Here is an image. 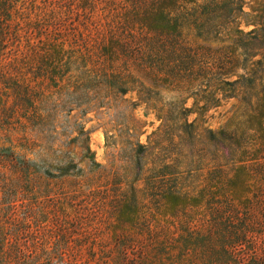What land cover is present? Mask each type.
Returning <instances> with one entry per match:
<instances>
[{
  "label": "rangeland",
  "instance_id": "1",
  "mask_svg": "<svg viewBox=\"0 0 264 264\" xmlns=\"http://www.w3.org/2000/svg\"><path fill=\"white\" fill-rule=\"evenodd\" d=\"M13 1L11 28L21 30L20 37H11L7 54L24 53L31 63L29 40L39 44L48 34H57L68 48L76 43L87 55L82 59L97 54L100 32L119 26L123 16L121 0L116 6L98 5L93 18L83 9L86 0ZM244 4L238 25L249 33L261 28L256 23L264 19V0ZM187 38L218 49L238 37L206 41L190 30ZM93 60L83 68L73 66L68 88L48 90L54 97L37 128L16 123L0 129V264H121L124 247L131 249L129 264H139L132 249L143 243L131 240L142 227L120 225L121 210L131 215L139 208L150 215L158 208L147 181L150 170L165 164L174 167L182 192L198 195L212 171L226 163L212 136L234 130L245 120L264 86L259 79L254 86L198 81L177 89L144 79L146 88L124 95L88 80L99 75ZM35 65L24 68L28 78H34ZM244 73L239 69L228 80ZM3 86L0 83V120L5 125ZM141 146L145 155L138 154ZM139 162L146 168L141 175ZM71 163L78 169L70 170L80 176L61 175ZM25 166L31 167L29 178ZM155 176L162 183L160 174Z\"/></svg>",
  "mask_w": 264,
  "mask_h": 264
},
{
  "label": "trees",
  "instance_id": "2",
  "mask_svg": "<svg viewBox=\"0 0 264 264\" xmlns=\"http://www.w3.org/2000/svg\"><path fill=\"white\" fill-rule=\"evenodd\" d=\"M117 1L86 0L83 9L89 10V18L98 5L116 6ZM13 3L0 0V83L5 86L2 109L7 117L5 125L0 120V129L16 123L23 128L41 125L54 97L48 90L54 87L60 93L68 88L73 66L86 67L92 59L99 75L88 80H98L124 95L137 87L146 88L144 79L177 89L191 88L198 81L210 86L241 82L254 86L258 79L264 80V19L256 23L261 28L249 33L241 30L244 0H121L122 21L100 32L97 54L82 59L86 54L76 43L68 48L57 34H48L39 44L29 40L32 63L24 53L7 54L11 37H20L21 30L11 28ZM190 30L206 41L230 35L238 38L232 45L215 49L190 42ZM34 62L32 79L23 70ZM239 69L245 73L229 81ZM244 115L234 130L212 136L226 163L212 171L198 195L182 192L174 167L165 164L150 170L152 177L147 181L158 208L150 215L134 206L131 215L121 210L120 225L142 227L131 240L143 243L132 249L139 264H264V86L260 101ZM145 150L141 146L138 154L145 155ZM69 167L77 168L69 164L62 176L81 175ZM24 169L29 178L31 167ZM145 169L139 162L140 175ZM124 248L120 263L129 264L131 249Z\"/></svg>",
  "mask_w": 264,
  "mask_h": 264
}]
</instances>
